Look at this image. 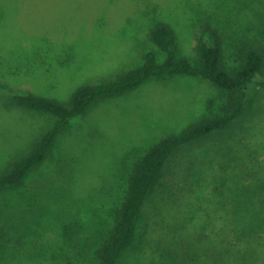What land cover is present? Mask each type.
Returning a JSON list of instances; mask_svg holds the SVG:
<instances>
[{"label":"rangeland","instance_id":"obj_1","mask_svg":"<svg viewBox=\"0 0 264 264\" xmlns=\"http://www.w3.org/2000/svg\"><path fill=\"white\" fill-rule=\"evenodd\" d=\"M160 24L174 32L178 56L192 63L199 40L220 42L229 70L241 64L243 49L264 55V0H0V173L55 121L20 106L16 95L68 105L78 88L140 67L149 51L163 61L151 40ZM242 93L239 119L166 163L120 264H180L181 250L194 244L189 237L230 239L232 214L227 228L199 231L187 225L183 198L202 197L194 206L207 216L215 214L214 197H264V71L233 93L178 75L95 101L43 165L0 194V264H97L137 158ZM209 255L204 249L202 260L210 263Z\"/></svg>","mask_w":264,"mask_h":264},{"label":"trees","instance_id":"obj_2","mask_svg":"<svg viewBox=\"0 0 264 264\" xmlns=\"http://www.w3.org/2000/svg\"><path fill=\"white\" fill-rule=\"evenodd\" d=\"M151 40L165 55L163 61L157 52L149 51L144 63L115 80L98 85H87L77 89L68 105L32 94L16 95L20 106L55 117L53 126L47 130L25 155L14 159L0 173V194L20 187L50 156L60 134L66 130L72 120L85 115L93 103L101 98L121 95L133 91L152 79H164L178 75L199 77L211 82L220 90L233 93L254 84L264 71V55L253 48L243 49L241 64L229 70L224 64V53L220 42L211 45L199 40L197 63L178 56L174 46V32L165 24L158 25L151 34ZM246 103L242 93L228 102L225 109L217 114H209L184 128L180 133L161 139L148 152L137 158L129 173L127 188L114 215V221L94 258L97 264H120V261L134 235L144 206L162 176L166 163L183 146L205 139L227 129L241 117ZM227 159V158H226ZM239 163L238 157L232 162ZM228 163V159L225 161ZM202 197H184L190 220L187 225L195 229L207 228L214 224L216 229L227 228L228 216H231V238H218L205 243L203 238L189 237L194 244L181 250L180 264H264V197H214L217 208L225 211L226 216L211 215L200 208L196 212V200ZM241 199V200H237ZM212 206V204H211ZM199 214V216L197 215ZM180 238V244L183 242ZM196 243V244H195ZM204 247V248H203ZM208 252L210 263L203 261L201 252Z\"/></svg>","mask_w":264,"mask_h":264}]
</instances>
